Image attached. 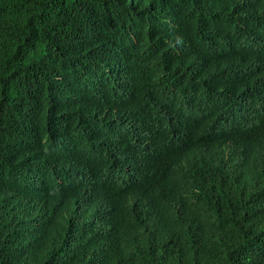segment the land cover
Masks as SVG:
<instances>
[{
  "label": "trees",
  "instance_id": "1",
  "mask_svg": "<svg viewBox=\"0 0 264 264\" xmlns=\"http://www.w3.org/2000/svg\"><path fill=\"white\" fill-rule=\"evenodd\" d=\"M187 1L0 0V264H264V0Z\"/></svg>",
  "mask_w": 264,
  "mask_h": 264
},
{
  "label": "clouds",
  "instance_id": "2",
  "mask_svg": "<svg viewBox=\"0 0 264 264\" xmlns=\"http://www.w3.org/2000/svg\"><path fill=\"white\" fill-rule=\"evenodd\" d=\"M171 28L176 29V30H182L187 28V23H186V18H185V5L190 4V1L187 0H171ZM234 0H200V3H197V5L202 4L209 9H211L214 13L213 15V20H215L217 17L224 15L229 11L231 8V4L233 3ZM159 9H162V11L167 12V0H159ZM193 5H196L193 4ZM216 9V11H214ZM176 17L179 18L180 22L176 21ZM115 112L117 113V116L124 114L127 115L128 113V106L126 104H120L114 107ZM147 113H153L150 111L145 112L144 114ZM203 114L205 118L209 121H216V115L214 111L209 108L208 106L203 107ZM127 117V116H126ZM147 116H143L144 119H146ZM152 119L150 121V125L152 126L156 124L158 121L157 116L154 114L151 116ZM46 143L48 142V139L45 141Z\"/></svg>",
  "mask_w": 264,
  "mask_h": 264
},
{
  "label": "bare ground",
  "instance_id": "3",
  "mask_svg": "<svg viewBox=\"0 0 264 264\" xmlns=\"http://www.w3.org/2000/svg\"><path fill=\"white\" fill-rule=\"evenodd\" d=\"M128 32H130V31H128V30H126L125 31V33H128ZM103 70H106V68H103ZM113 69H111V71H112ZM28 176H29V179H30V182L34 179V176H35V174L33 173V170L32 169H30V170H28ZM46 181H48V183H50L49 181H52L51 179H46ZM47 183H45L44 185H46ZM13 256V255H12Z\"/></svg>",
  "mask_w": 264,
  "mask_h": 264
},
{
  "label": "water",
  "instance_id": "4",
  "mask_svg": "<svg viewBox=\"0 0 264 264\" xmlns=\"http://www.w3.org/2000/svg\"><path fill=\"white\" fill-rule=\"evenodd\" d=\"M155 185H156L157 187L160 188L162 184H161V183H156V182H155ZM58 205H59V202L57 203V206H58ZM156 205H157V206H160V204H158V203H156Z\"/></svg>",
  "mask_w": 264,
  "mask_h": 264
}]
</instances>
